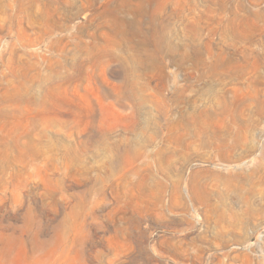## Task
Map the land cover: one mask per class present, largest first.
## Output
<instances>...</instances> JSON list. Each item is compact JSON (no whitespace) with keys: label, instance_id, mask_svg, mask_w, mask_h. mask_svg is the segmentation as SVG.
Listing matches in <instances>:
<instances>
[{"label":"rangeland","instance_id":"1","mask_svg":"<svg viewBox=\"0 0 264 264\" xmlns=\"http://www.w3.org/2000/svg\"><path fill=\"white\" fill-rule=\"evenodd\" d=\"M210 108L254 122L252 166L264 0H0V264H264V208L217 240L188 193L224 165L214 149L157 157L183 112Z\"/></svg>","mask_w":264,"mask_h":264},{"label":"bare ground","instance_id":"2","mask_svg":"<svg viewBox=\"0 0 264 264\" xmlns=\"http://www.w3.org/2000/svg\"><path fill=\"white\" fill-rule=\"evenodd\" d=\"M226 85L223 83L224 87L222 86L221 91L226 89ZM209 90H214V88ZM218 101L217 111L221 107L228 109L227 106H223L224 103L227 105L225 91ZM177 103L182 102L177 101ZM217 111L210 108L196 110L192 113L183 112L182 119L169 129L167 140L174 143L175 148L162 150L157 153V157L162 159V162L173 164L179 158L187 161L186 149H195L197 146L201 149H214L210 158L217 159L224 165H221L220 169H197L186 188L192 199L203 207L210 214L214 224L221 228V231L213 238L227 241L226 238L234 235L235 232L234 218L240 215L254 216L260 211L259 208L261 210L264 208V203L260 204L259 201H255L258 197L264 198V188H260L264 183V149L258 158L253 159L252 166H246L245 157H249L256 150V146L248 145L249 141H252L254 122L242 115L219 116L215 113ZM216 120L222 124L221 129L215 127ZM150 138L152 141L156 139L155 136ZM147 156L151 158L154 155L147 153ZM184 182L185 178L182 174L180 179L172 183L175 197H184ZM157 186L163 192L169 188V185L161 180L157 182ZM215 199L217 200L214 202ZM229 199L238 201L239 207L235 208L229 204L227 202ZM235 222L236 224L241 223L239 220ZM186 241L187 237L180 245L177 242L171 243L173 251H187Z\"/></svg>","mask_w":264,"mask_h":264}]
</instances>
